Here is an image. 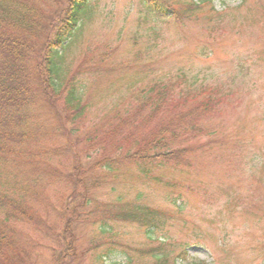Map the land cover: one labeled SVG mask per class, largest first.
<instances>
[{"label":"rangeland","instance_id":"1","mask_svg":"<svg viewBox=\"0 0 264 264\" xmlns=\"http://www.w3.org/2000/svg\"><path fill=\"white\" fill-rule=\"evenodd\" d=\"M206 3L190 22L162 25L152 16L142 22L140 0H89L64 51V66L85 86L84 116L70 124L58 106L33 109L38 133L32 145L43 154L32 169L7 164L0 173L12 193L27 191L37 208L36 222L20 231L25 264L50 263L74 155L93 162L92 144L113 117L131 116L142 90L165 81L173 82L185 112L194 109V97L210 101L206 114L194 109L205 134L190 145L185 163L154 169L150 179L125 165L93 197L109 205L121 198L125 209L141 205L160 214L162 227L151 242L134 224L117 226L136 264L150 263L139 261L138 250L159 244L172 255L185 251L195 264H264V0ZM63 128L75 134L65 137ZM95 130L90 142L85 136ZM67 144L73 153L51 152ZM95 229L90 223L76 228L82 257L71 264H92L83 252Z\"/></svg>","mask_w":264,"mask_h":264},{"label":"trees","instance_id":"2","mask_svg":"<svg viewBox=\"0 0 264 264\" xmlns=\"http://www.w3.org/2000/svg\"><path fill=\"white\" fill-rule=\"evenodd\" d=\"M207 1L140 0L142 22L152 16L164 22L162 25H181L190 22ZM88 2L0 0V173L7 164H24L32 169L35 159L43 154L42 148L32 145L38 133L33 109L41 104L58 106L70 124L84 116L85 86L67 71L64 51L76 38ZM160 28L157 26L153 33L159 35ZM172 84L156 82L143 89L142 100L131 116L113 117V126L101 132L96 143L99 145L95 148L96 144H92L93 150H88L94 152L93 162L87 154L90 164H83L74 155L67 176L72 186L56 213L61 226L54 235L49 264H71L82 257L76 236V228L81 225L90 223L96 228L95 238L89 240L83 252L92 264H136L135 258L124 251L119 224L142 228L149 242L153 233L161 229V216L155 210L141 205L125 209L121 198L109 205L99 203L93 196L125 165L150 179L154 169L185 163L193 151L190 145L205 134L194 118L195 110L206 114L212 104L197 96L190 100L195 110L185 112ZM183 101L188 98L183 97ZM72 134V129H62L61 135ZM94 135L96 130L85 138L91 142ZM113 138L118 139L111 142ZM70 147L67 144L66 148L51 152L73 153ZM11 188L14 187L0 180V264H25L27 256L19 243L20 231L23 225L36 222L37 208L29 203L27 191L12 193ZM138 254L139 261L148 257L149 264H195L187 259L185 251L172 255L162 244L147 251L138 250Z\"/></svg>","mask_w":264,"mask_h":264}]
</instances>
